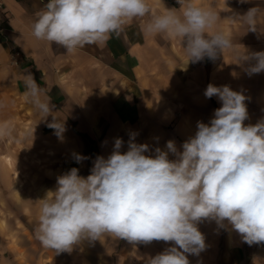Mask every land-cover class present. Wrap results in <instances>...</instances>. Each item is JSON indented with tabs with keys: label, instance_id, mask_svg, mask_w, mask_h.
<instances>
[{
	"label": "crops",
	"instance_id": "obj_1",
	"mask_svg": "<svg viewBox=\"0 0 264 264\" xmlns=\"http://www.w3.org/2000/svg\"><path fill=\"white\" fill-rule=\"evenodd\" d=\"M0 10V122L10 120L11 137H0V264H145L146 258L169 244L153 241L132 244L111 235L93 243L56 253L36 239L39 202L54 190L56 177L71 168L87 177L97 156L112 152L114 141L130 135L135 142L166 150L173 140L178 149L196 131L198 121L208 123L221 106L204 91L209 83L228 85L246 97L249 118L264 119V72L249 76L238 64L245 52L264 51V35L247 32L236 14L264 0H194L216 11V31L228 34L233 47L212 61L188 62L181 41L164 33L146 35L150 17L126 24L119 35L103 44L86 45L67 53L57 44L32 35L37 13L47 0H1ZM154 15L179 8L176 0H147ZM264 31V15L258 18ZM19 53L12 65L10 53ZM32 73L54 106L52 115L64 123L62 138L47 125L38 110L24 98L23 78ZM73 154L88 157L77 163ZM170 159H174L170 154ZM206 249L189 256L190 264H264V243L242 242L234 231L217 229L215 222L199 225Z\"/></svg>",
	"mask_w": 264,
	"mask_h": 264
},
{
	"label": "clouds",
	"instance_id": "obj_2",
	"mask_svg": "<svg viewBox=\"0 0 264 264\" xmlns=\"http://www.w3.org/2000/svg\"><path fill=\"white\" fill-rule=\"evenodd\" d=\"M176 3L178 9L154 15L147 0H47L36 14L32 35L71 54L103 44L132 20L148 16L143 32L179 39L188 62L214 61L233 47L228 34L215 30L216 11L194 0ZM261 15L264 9L257 5L235 17L247 32L264 35L257 23ZM238 61L249 76L264 72V51L245 52ZM23 82L25 100L43 120L52 116L47 126L62 138L64 123L52 115L54 106L44 89L30 72ZM204 96L216 97L221 106L208 123L197 122L182 150L169 140L166 150L156 147L153 152L149 144L136 143L133 133L127 151L116 138L112 152L97 156L87 177L75 167L58 175L55 189L37 200L34 234L41 245L60 253L104 235L134 245L163 241L169 246L145 264H190V255L206 249L199 230L205 221L234 231L249 246L264 243V119L246 125L247 97L228 85L209 83ZM14 130L10 120L0 122V137H11ZM73 158L77 163L88 159L80 154Z\"/></svg>",
	"mask_w": 264,
	"mask_h": 264
},
{
	"label": "built area",
	"instance_id": "obj_3",
	"mask_svg": "<svg viewBox=\"0 0 264 264\" xmlns=\"http://www.w3.org/2000/svg\"><path fill=\"white\" fill-rule=\"evenodd\" d=\"M3 8V3L0 0V10ZM18 58H19V53L17 51H12L10 53V61L12 65H18Z\"/></svg>",
	"mask_w": 264,
	"mask_h": 264
}]
</instances>
